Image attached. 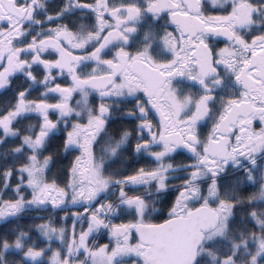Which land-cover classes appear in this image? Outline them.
I'll return each mask as SVG.
<instances>
[{
  "label": "snow or ice",
  "instance_id": "1",
  "mask_svg": "<svg viewBox=\"0 0 264 264\" xmlns=\"http://www.w3.org/2000/svg\"><path fill=\"white\" fill-rule=\"evenodd\" d=\"M0 264H264V0H0Z\"/></svg>",
  "mask_w": 264,
  "mask_h": 264
}]
</instances>
